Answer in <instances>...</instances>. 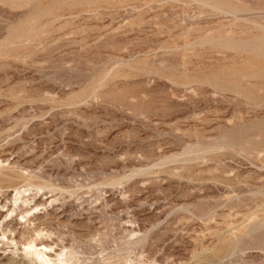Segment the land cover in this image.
<instances>
[{
	"label": "rangeland",
	"instance_id": "obj_1",
	"mask_svg": "<svg viewBox=\"0 0 264 264\" xmlns=\"http://www.w3.org/2000/svg\"><path fill=\"white\" fill-rule=\"evenodd\" d=\"M194 2L0 0V225L9 220L4 212L13 208V190L41 184L52 189L29 198V207L38 205L41 218L34 224L47 231L39 244L55 243L54 250L85 246L97 229L108 232L105 241H113L106 245L111 242L113 250L121 231L111 230L94 211L106 203L108 216L130 219L124 224L130 229L132 219L133 230H148L144 246L134 249L142 264H264L261 231L228 254L231 238L259 218L264 204V45L256 44L264 11L237 5L246 19L236 24L249 27L235 28L230 15ZM236 33L247 34L237 37L245 43H224ZM162 58L165 65L159 64ZM219 141L228 153L216 151ZM238 146L247 157L236 152ZM110 179L120 186H91ZM84 219L93 224L82 225ZM12 220L3 226L19 236L22 226ZM64 221L77 235L67 230L71 240L60 226ZM6 245L0 243V264L28 263L19 244L18 254Z\"/></svg>",
	"mask_w": 264,
	"mask_h": 264
},
{
	"label": "bare ground",
	"instance_id": "obj_2",
	"mask_svg": "<svg viewBox=\"0 0 264 264\" xmlns=\"http://www.w3.org/2000/svg\"><path fill=\"white\" fill-rule=\"evenodd\" d=\"M192 1H195V2H197L196 4V7L198 6H200L201 5V7L203 6V7H205V8H207L208 10H211V11H220V13L222 12V13H224V14H227V15H230V18H232V19H230L231 20V26H235V24H236V22H239V21H237V18H245L246 19V13H241L242 11L237 7V5H239V4H247L248 5V7H249V9H253L254 11L256 10V8L257 9H259V11H261V10H263L264 11V4L262 3H258L259 5H255V3H257V2H255V3H252V4H250L252 1H248V0H221V1H223L222 3H218L217 4V2H215V0H192ZM226 1H232V2H234L236 5L235 6H232V5H228V6H225V3H226ZM255 1V0H254ZM257 1V0H256ZM262 0H260V2H261ZM194 2V3H195ZM120 3H118V5H119ZM261 4V5H260ZM245 5H243L242 7H246ZM197 7V8H198ZM202 7V8H203ZM203 10V9H202ZM248 10V9H247ZM246 10V11H247ZM197 11V10H196ZM201 11V10H200ZM204 11V10H203ZM210 11V12H211ZM245 11V12H246ZM257 11V10H256ZM206 12V11H205ZM252 12V11H251ZM221 13V14H222ZM250 13V12H249ZM202 14H203V12H202ZM209 13H207V15H208ZM218 14V13H217ZM183 15H184V13H183ZM223 15V14H222ZM257 15V14H256ZM182 16V15H181ZM199 16V15H198ZM229 17V16H228ZM248 17H249V15H248ZM248 17H247V19H248ZM259 17H260V15H259ZM263 17V16H262ZM251 18V17H250ZM255 18V17H254ZM263 20V19H262ZM254 21H256V23L258 22L257 21V18L256 19H254ZM241 23H242V21H241ZM244 23H245V21H244ZM251 23V22H250ZM249 23V24H250ZM263 23V22H262ZM262 23H259V24H261L262 25ZM225 24V23H224ZM227 25H225V26H227V27H229V23H226ZM239 24H240V22H239ZM264 24V23H263ZM253 25V24H252ZM255 25H257V24H254V26ZM221 26H223V25H221ZM238 26H240V25H238V24H236V26H235V28L236 27H238ZM251 26V25H250ZM254 26H253V28H254ZM258 27H260V25H257ZM181 27V28H180ZM179 28L180 29H182V26H180ZM195 27V26H194ZM240 27H242V26H240ZM243 27L244 28H246L247 26H245V25H243ZM242 27V28H243ZM249 27V26H248ZM247 27V28H248ZM178 28V27H177ZM230 28V27H229ZM234 28V27H233ZM252 28V29H253ZM262 28H264V27H262ZM261 28V29H262ZM189 29L190 28H188V30H187V32H186V34L189 32ZM196 29V28H195ZM221 30H220V32H222V28H220ZM241 28H239V30H240ZM250 30H251V27L249 28ZM256 29V28H255ZM186 30H184V32L186 31ZM199 29H197L196 31L197 32H199L198 31ZM225 30V31H224ZM223 31L226 33L227 31H226V29H224ZM247 29H245V31H246ZM192 31H195V30H193L192 29ZM244 31V30H243ZM243 31H241V32H243ZM244 31V32H245ZM257 31V30H256ZM259 31V30H258ZM262 31V30H261ZM183 32V34L181 35L182 37H183V35H185V33ZM190 32H191V30H190ZM218 32V31H217ZM233 32V31H232ZM243 32V33H244ZM247 32V31H246ZM250 32V31H249ZM179 33V32H178ZM180 33H182V31H180ZM219 33V32H218ZM224 33V34H225ZM228 33V32H227ZM230 33V32H229ZM234 33V32H233ZM233 33L229 36V34L227 35V38H228V36L229 37H231V36H233ZM238 33H239V31H238ZM238 33H236V35L237 36H235L236 37V39L234 38L233 39V37L231 38V39H228V40H224V43L225 44H228V43H239V42H244L245 43V41L243 40L242 41V39H237V37H238V35H241V34H238ZM261 32H259V34H260ZM198 34V33H197ZM213 34V33H212ZM220 34H222V33H220ZM235 34V33H234ZM256 34V33H255ZM259 34H257V36H259ZM262 35V39H260V40H258L257 42H256V44H258L259 46L260 45H264V30H263V32L261 33ZM177 35H179V34H177ZM189 34H187V36H188ZM203 35V34H202ZM207 35V34H206ZM211 35V34H210ZM209 34L207 35V36H210ZM226 35V34H225ZM242 35H247V34H242ZM207 36H204L205 38L207 37ZM221 36V35H220ZM250 36V35H249ZM197 37H201L200 36V34H199V36H197ZM210 37H212V36H210ZM222 37V36H221ZM223 37H224V35H223ZM222 37V38H223ZM240 37V36H239ZM238 37V38H239ZM244 37H247V36H244ZM244 37H242V38H244ZM253 37H256V35L255 36H253ZM209 38V37H208ZM219 38V37H218ZM225 38V37H224ZM250 38V37H249ZM189 39V38H188ZM187 39V40H188ZM196 39V38H195ZM195 39L193 40V39H191V41L192 42H194L195 41ZM199 40H201V41H203L204 40V38H203V40L202 39H199ZM208 40V39H207ZM209 40H211L210 38H209ZM216 40V39H215ZM222 41H223V39H221ZM186 41V40H185ZM190 41V40H189ZM189 42V43H192V42ZM198 41V40H197ZM214 41V40H213ZM227 41V42H226ZM184 42V41H183ZM187 42V41H186ZM215 42V41H214ZM218 42V41H217ZM221 42V41H220ZM172 43H174V42H172ZM188 43V44H189ZM199 43H203V42H199ZM206 44L208 43V42H205ZM183 44V43H182ZM187 43H186V46H189ZM194 44V43H193ZM193 44H191V45H193ZM200 44V45H201ZM210 44V43H209ZM195 45H196V43H195ZM194 45V46H195ZM245 45H247V44H245ZM181 46H184V44L183 45H181ZM213 45L211 44V47H212ZM218 46V45H217ZM234 46V45H233ZM241 46V45H240ZM163 47V46H162ZM169 47V46H168ZM175 47H177V46H174V48ZM179 47V46H178ZM191 47V46H190ZM214 47V46H213ZM218 47H220V46H218ZM230 47L232 48V46L230 45ZM164 48V47H163ZM183 48V47H182ZM189 48V47H188ZM187 48V49H188ZM192 48H193V46H192ZM217 48V47H216ZM225 48H226V46H225ZM229 48V47H228ZM228 48H226V49H228ZM234 48H235V46H234ZM257 48V47H256ZM233 49V48H232ZM255 49V48H254ZM167 50H170V49H167ZM172 50V49H171ZM174 50V49H173ZM229 50V49H228ZM227 50V51H228ZM256 50V49H255ZM257 50H258V48H257ZM175 51H176V48H175ZM184 51V50H183ZM187 51V50H186ZM223 51V50H222ZM233 51V50H232ZM167 52V51H166ZM173 52V51H172ZM171 53V52H170ZM175 53V52H174ZM177 53H178V51H177ZM163 60H164V58H162ZM161 61V60H159V61H157V62H159V64H166V62L167 61H165V60H167V59H165L164 61ZM157 62H154V64L155 63H157ZM153 64V63H152ZM164 64V65H165ZM135 65H137V64H135ZM150 65V64H149ZM156 65V66H155ZM154 65V67H155V70L159 67V65L158 64H155ZM158 65V66H157ZM163 65V66H164ZM167 65H168V63H167ZM133 66V65H132ZM142 66H143V64H142ZM144 66H145V64H144ZM162 66V65H161ZM162 66V67H163ZM170 66V65H169ZM168 66V67H169ZM153 67V66H152ZM151 67V68H152ZM157 67V68H156ZM168 67H166V68H168ZM150 68V67H149ZM164 68V67H163ZM146 69V68H145ZM154 69V68H153ZM185 70H184V68H183V71L182 72H184ZM187 71V70H186ZM147 72H149V71H147ZM153 72V71H152ZM180 72H181V70H180ZM182 74V73H181ZM185 74V73H184ZM186 80V79H185ZM176 83V82H175ZM184 84H185V82H184ZM186 86V85H185ZM227 135V134H226ZM243 141V140H242ZM237 145H239V144H237ZM214 146H215V149H216V151L217 150H225V144L222 142V141H219V142H217L216 144H214ZM243 146H244V143H243ZM196 148V147H195ZM203 148V147H202ZM246 148V147H245ZM193 149V148H192ZM251 149V148H250ZM196 150V149H195ZM194 150V151H195ZM204 150V149H203ZM236 152H238V153H241V154H239V155H241V156H246L247 157V155H245L243 152H244V149L241 147V146H238L236 149ZM246 150H248V149H246ZM253 150V149H252ZM206 151V150H205ZM216 151H215V153H216ZM226 152H227V150H225ZM184 152H186V151H184ZM209 152H211V151H209ZM209 152H208V155H209ZM213 152V151H212ZM217 152H219V151H217ZM250 152V151H249ZM201 153V152H200ZM219 153H221V152H219ZM228 153V152H227ZM231 153H233V152H231ZM230 153V154H231ZM194 154V153H193ZM212 154V153H211ZM214 154V153H213ZM243 154V155H242ZM247 154V153H246ZM198 155H200V154H198ZM215 155V154H214ZM236 155H238V154H236ZM248 155H250V154H248ZM187 156V155H186ZM194 156H196V155H194ZM207 156V155H206ZM219 156V155H218ZM197 157V156H196ZM250 157V156H249ZM184 158V157H183ZM192 158V157H191ZM199 158V157H198ZM200 158H201V156H200ZM204 158V157H203ZM208 158V157H207ZM206 158V159H207ZM210 158V157H209ZM209 158H208V160H209ZM217 158V157H216ZM188 159H189V157H188ZM205 159V160H206ZM164 160V159H163ZM166 160V159H165ZM196 160V159H195ZM201 160H202V158H201ZM213 160V159H212ZM7 161V160H6ZM197 161V160H196ZM203 161V160H202ZM263 161V160H262ZM262 161H261V164H262V166H264V162L262 163ZM4 161L2 160L1 162H0V164L1 163H3ZM166 162V161H165ZM211 162H213V161H211ZM215 162V161H214ZM253 162V161H252ZM8 163V162H7ZM10 163H8L7 165H9ZM2 165V164H1ZM1 165H0V170H2L3 169V167H1ZM5 165V164H4ZM10 165H14V164H10ZM18 165V164H17ZM18 167V166H17ZM263 169H264V167H263ZM23 170V169H22ZM28 170V169H27ZM1 172H3V171H1ZM148 173L149 171H137L136 172V174L138 175V174H142V173ZM41 173V172H40ZM134 173V172H133ZM146 173V174H147ZM144 175V174H143ZM1 178V177H0ZM124 178H126L125 176H124ZM123 178V179H124ZM191 178V177H190ZM190 178H188V179H190ZM122 179V178H121ZM129 179H130V177H129ZM105 181V180H104ZM120 181V180H119ZM126 181H127V179H126ZM50 182V181H49ZM191 182V181H190ZM51 183V182H50ZM100 183V182H99ZM120 183V182H119ZM119 183L118 182H116V181H114V180H109L108 182H103L102 184L100 183V184H98V185H91V186H93L94 188H95V190H98V191H101L102 190V188H103V186H105V187H112V188H114L117 184H118V186H120L119 185ZM127 183V182H126ZM95 184V183H94ZM122 185V184H121ZM9 187H12V186H9ZM55 187V186H54ZM25 188V187H24ZM62 188V187H61ZM111 188V189H112ZM115 188H117V187H115ZM114 188V189H115ZM30 189H32V190H30ZM45 190V189H52L51 188V186H47V187H42L41 186V184L40 185H35V184H32V185H30V187H29V189H24V190H19V188L17 189H12L13 190V192H14V197H13V199H12V205L11 206H13V208L11 209V210H6V212H4V213H7L8 214V218H9V220L10 221H13L12 219H14V218H18V220H17V223L18 224H20L21 226H22V228H20V229H22L21 231H20V234H19V236L16 234V236L17 237H19V241H18V243L16 242L18 239H17V237L15 236V235H13L14 234V232H15V230H17V229H15L14 230V232H13V230H12V228L10 229L8 226L7 227H4L3 225L7 222V221H9V220H7L6 222H5V220H3L5 223L3 224L2 222V225H0V243L1 244H11L12 245V247H13V249H14V253H16V254H18L17 253V247H19L20 246V249H19V251H21V254L19 253V255L21 256V257H23L25 260H27L28 261V263L29 264H142V261L141 260H139V257H138V253L136 254V253H134L136 250H137V252H138V248L136 247V246H144V244H145V241L148 239V235H150L149 234V232H147L146 230L145 231H142V232H140V231H136V229H134L133 230V226H134V224L136 223V222H133L132 221V219H131V223H134L133 224V226H131V229L129 228V227H127V226H124V224H128V223H130L129 221H130V219H128L126 222H124L123 223V221H122V219H121V217L119 216V218H112V217H110V216H108V214L106 213V211H105V208H107V206L103 203V204H101V203H99V206L100 207H96V208H99V209H94V211H97V210H99L98 211V217H100L99 219H101L102 221H107L109 224L108 225H110V228H111V230H112V228L113 229H119L121 232H120V234H121V236H120V240H118L119 242H117L116 240H115V242H117V244H115L114 242L112 243L113 245V250H110L111 248H109L108 246L110 245V243H109V245L107 246L106 245V243H108L109 242V240H111L110 238H107V239H109L107 242L105 241L106 240V238H105V236L108 234V230H106L105 229V227H103V228H101V231H102V229L104 230H106L105 232H107L106 233V235H104L103 233H104V231H102L101 233L103 234V235H101V233L99 234L98 232H100V230L99 229H97L98 231H93L94 232V235H95V237L94 236H92V237H90V236H88V238H86V237H84V238H86V241L87 242H90L89 244H85V246L83 245V246H81L80 244L82 243L83 244V241H82V239H80L81 241V243L79 244L80 246H78L75 242H77L76 240H75V242L73 243V244H76V245H72L71 243V245H69V246H60L57 250H54L52 247L55 245V243H53L52 245V247H50L49 245L47 246V243L46 244H39V240L40 239H38L39 237H41L40 235L42 234V231H43V233H44V231L45 232H47L46 230H42L41 231V229L42 228H40V229H38L39 227V225L37 226V225H35L34 224V222H36V224H38V222H37V219H39V218H41V217H39V216H37V214L38 213H36V208H37V206H33L32 208H30L29 207V198L30 199H32L34 196H35V194H37V193H39V191H41V190ZM59 189V188H58ZM64 189V188H63ZM90 189H92V187L90 188ZM104 189H106V188H104ZM110 189V188H109ZM110 189V190H111ZM126 189V188H125ZM260 189V188H259ZM33 190H34V192L35 193H33ZM62 190V189H61ZM107 190V189H106ZM109 190V191H110ZM62 191H64V190H62ZM66 192H67V190H65ZM263 191H264V189H263ZM263 191H261V192H263ZM12 192V191H11ZM12 192V193H13ZM49 192V191H48ZM260 192V191H259ZM60 193H61V191H60ZM64 193V192H63ZM101 193H103V192H101ZM256 193H257V191H256ZM95 194H98V192L96 193L95 192ZM123 194V193H122ZM255 194V193H254ZM102 195V194H101ZM253 195V194H252ZM256 195V194H255ZM259 195H261V194H259ZM98 196V195H97ZM97 196H95V197H97ZM99 196H100V194H99ZM99 196L97 197V198H99ZM124 197V196H123ZM228 197V196H227ZM52 198V197H51ZM53 198H55V197H53ZM66 199V198H65ZM99 199H101L102 200V198H101V196H100V198ZM236 199V198H235ZM238 199V198H237ZM257 199V198H256ZM55 200V199H54ZM104 200V199H103ZM264 200V199H263ZM262 200V201H263ZM32 201V200H31ZM96 201H98V200H96ZM33 202V201H32ZM52 201H50V203H51ZM235 202V201H234ZM239 202V201H238ZM108 203V202H107ZM259 203V202H258ZM33 204V203H32ZM229 204V203H228ZM49 205V204H48ZM108 205V204H107ZM259 205H260V203H259ZM42 206V205H41ZM184 206V205H183ZM258 207V206H257ZM26 208V209H25ZM189 208V207H188ZM260 208V211H259V215H257V216H259V218L258 219H256L255 221H253L252 220V218L251 217H253V216H251L250 217V215H252V214H250L249 215V217L251 218V220L249 221L250 223H249V225L246 227V230L244 231V232H242L241 234H237V235H235V236H233V238H231V240H230V242H231V244L230 245H232V249L230 248V252L228 253V254H236V246L238 245V244H240V246L241 245H243L242 244V242L243 241H246V240H251L252 238H253V236H254V234L255 233H257V232H263L264 233V231H262V230H264V204L261 206V207H259ZM181 209H182V206H181ZM256 209V208H255ZM258 209V208H257ZM40 210V209H39ZM38 210V211H39ZM52 210V209H51ZM184 210V209H183ZM188 210V209H187ZM53 211V210H52ZM93 211V212H94ZM127 211V210H126ZM199 211H201V209L199 210ZM256 211V210H255ZM187 212V211H186ZM188 212H190V210L188 211ZM51 213H53V212H51ZM89 213V212H88ZM88 213H87V215H88ZM200 213H202V212H200ZM62 214V213H61ZM73 214V213H72ZM80 214V213H79ZM81 214H83V212L81 213ZM85 215L83 216V218L86 216V213H84ZM91 214H92V212H91ZM90 214V215H91ZM196 214H197V211H196ZM48 215V214H47ZM51 215H53V214H51ZM76 215L78 216V214H77V212H76ZM76 215H75V218H76ZM94 215V214H93ZM112 215V214H111ZM128 215V214H127ZM208 215V214H207ZM254 215V214H253ZM43 216V215H42ZM45 216V215H44ZM92 216V215H91ZM95 216V215H94ZM94 216H92V217H94ZM113 216H114V214H113ZM227 216V215H226ZM256 216V217H257ZM39 217V218H38ZM55 217V216H54ZM79 217V216H78ZM77 217V218H78ZM92 217H91V219H92ZM98 217H96V218H98ZM127 217V216H126ZM205 217V216H204ZM212 217V216H211ZM5 218V217H4ZM46 218H47V216H46ZM46 218H44V219H46ZM67 218V217H66ZM87 218V217H86ZM85 218V219H86ZM42 219H43V217H42ZM42 219H40V220H38V221H40V223H41V220ZM50 219V218H49ZM56 219V218H55ZM69 219H71V218H69ZM72 219L73 220H75L74 219V217H72ZM78 219H80V218H78ZM84 219V220H85ZM89 219V218H88ZM90 219V220H91ZM247 219V218H246ZM255 219V218H254ZM51 220V219H50ZM66 220V219H65ZM77 220V219H76ZM75 220V221H76ZM83 220V221H84ZM93 220H97V219H93ZM135 220V219H134ZM43 221V220H42ZM45 221V220H44ZM58 221V220H57ZM56 221V223H58ZM66 221H68V218H67V220ZM66 221H64V226H62L63 224L62 223H60V224H62V225H60L61 227H63V228H66V230L65 231H67V230H70V229H67V226H66V224H65V222ZM86 221V224L85 223H83L82 225H89L91 222H92V220H91V222L89 223V224H87V220H85ZM84 221V222H85ZM46 222V221H45ZM49 222V221H48ZM82 222V221H81ZM106 222V223H107ZM212 222V221H211ZM252 222V223H251ZM11 223V222H10ZM43 223V222H42ZM55 223V224H56ZM72 223V222H71ZM77 223H80V222H76V224ZM96 223V222H95ZM98 223H100L98 220H97V225H100V224H98ZM44 224V223H43ZM51 224V223H50ZM54 224V223H53ZM68 224V223H67ZM73 225H75L74 223H72ZM92 224H93V222H92ZM206 224V223H205ZM8 225H10V224H8ZM41 225V224H40ZM46 225V224H45ZM57 225V224H56ZM59 225H57V226H59ZM103 225V224H102ZM41 226H43V225H41ZM59 226V227H60ZM81 226V225H80ZM101 226V225H100ZM104 226H106V228H108L107 227V225L105 224ZM59 227H58V229H59ZM60 227V229H63V228H61ZM69 227H71V226H69ZM9 228V229H8ZM72 228H74V227H72ZM71 228V229H72ZM81 228H83V227H81ZM88 228V227H87ZM91 228V227H90ZM100 228V227H99ZM153 228V227H152ZM46 229V228H45ZM56 229V228H55ZM76 229L77 228H75V231H76ZM150 229H151V227H150ZM245 229V228H244ZM94 230H96V229H94ZM110 230V231H111ZM138 230V229H137ZM152 230V229H151ZM40 231H41V233H40ZM50 231L51 230H49V234H50ZM62 231H64V229L62 230ZM61 231V233H60V235L61 234H63V232ZM52 232H54L55 233V231H52ZM52 232H51V234H52ZM56 232H57V230H56ZM58 232H60V230L58 231ZM57 232V233H58ZM69 232H71V230L69 231ZM77 232V231H76ZM117 232V231H116ZM239 232V231H238ZM17 233V232H16ZM53 233V234H54ZM67 233H68V231H67ZM72 233V235L73 236H75L74 234L75 233H73V232H71ZM89 233V232H88ZM115 233V230L113 231V234ZM262 233V234H263ZM46 234V233H45ZM45 234H42V235H44L43 237H45ZM48 234V235H49ZM66 234V233H65ZM90 235H91V233H89ZM89 234H87V235H89ZM110 234H112V233H110ZM115 234H117V233H115ZM119 234V233H118ZM258 234V233H257ZM14 236V238H16V241H14L12 238H13V236ZM28 235H30V236H28ZM55 235H57V234H55ZM54 235V236H55ZM60 235L58 234V236H59V238L58 239H60ZM68 235H69V233H68ZM12 236V237H11ZM66 236V235H65ZM77 236V235H76ZM75 236V237H76ZM79 236V235H78ZM111 236V238H113L112 237V235H110ZM114 236V235H113ZM116 236V235H115ZM115 236H114V238H115ZM26 237V239L29 237V239H28V241H26L24 238ZM49 237V236H48ZM47 237V235H46V238H48ZM67 237V236H66ZM74 237V238H75ZM80 237H81V235H80ZM83 237V236H82ZM90 237V238H89ZM106 237H108V236H106ZM118 237V236H117ZM150 237V236H149ZM256 237H258V236H256ZM263 237H264V235H263ZM10 238V239H9ZM61 238H63L62 236H61ZM71 238V235H69V239H66V240H71L70 239ZM119 238V237H118ZM24 239V240H23ZM38 239V240H37ZM42 239V238H41ZM49 239H51L52 240V238H49ZM64 240H65V238H63ZM62 239V240H63ZM76 239V238H75ZM116 239V238H115ZM150 239V238H149ZM151 239H153V238H151ZM61 240V239H60ZM59 240V241H60ZM61 240V241H62ZM79 240V239H78ZM85 240V239H84ZM225 240V239H224ZM36 241H38V243L36 244ZM41 241V240H40ZM58 241V242H59ZM72 241H74V240H72ZM111 241H113V240H111ZM223 241V240H222ZM226 241H228V239L226 240ZM251 241H253V239L251 240ZM250 241V242H251ZM56 242V241H55ZM57 242V243H58ZM63 242V241H62ZM66 242V241H65ZM149 242H150V240H149ZM221 242V241H220ZM225 242V241H224ZM56 243V244H57ZM84 243H85V241H84ZM222 243V242H221ZM228 243V242H227ZM261 243V242H260ZM19 244V246H16V245H18ZM51 244V243H50ZM60 244H62V243H60L59 242V245ZM63 244H64V242H63ZM67 244H69L68 242H67ZM225 243H223V245H224ZM6 245V246H7ZM44 245H46V246H44ZM58 245V244H57ZM222 245V246H223ZM247 245V244H246ZM111 246V245H110ZM140 246V247H141ZM225 246H227V245H225ZM9 247V246H8ZM55 247H58V246H56L55 245ZM54 247V248H55ZM135 247L137 248L135 251H134V249H135ZM108 248H109V250L111 251H108ZM225 248V247H224ZM228 248V247H227ZM56 249V248H55ZM221 249V248H220ZM247 249V248H246ZM139 250H141V249H139ZM218 250V249H217ZM223 250V249H222ZM96 251H99V254H102L101 255V257L99 258H97V257H92V255L93 254H95V252ZM224 251H226V250H224ZM140 252V251H139ZM219 252V251H218ZM142 253V252H141ZM216 252H214V254H215ZM222 253V252H221ZM16 254H13L12 253V255H16ZM136 254V255H135ZM140 254V253H139ZM226 253H224L223 255H225ZM238 254V253H237ZM140 255H142V254H140ZM139 255V256H140ZM212 255V254H211ZM227 255V254H226ZM225 255V256H226ZM100 256V255H99ZM217 256V255H216ZM228 256V255H227ZM92 257V258H91ZM143 257V256H142ZM213 257V256H212ZM211 257V258H212ZM219 257H221V256H219ZM218 256H217V259H220ZM207 258V257H206ZM140 259H142L143 261H144V258H140ZM196 260V259H195ZM205 260V259H204ZM23 261V260H22ZM199 261V260H198ZM197 261V262H198ZM202 263L201 264H204V263H207V262H210V261H207V262H203V261H201ZM27 263V264H28ZM144 264H146L145 262H144ZM154 264V263H153ZM198 264V263H197ZM199 264H200V262H199ZM209 264V263H208ZM211 264V263H210Z\"/></svg>",
	"mask_w": 264,
	"mask_h": 264
}]
</instances>
